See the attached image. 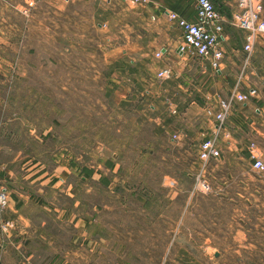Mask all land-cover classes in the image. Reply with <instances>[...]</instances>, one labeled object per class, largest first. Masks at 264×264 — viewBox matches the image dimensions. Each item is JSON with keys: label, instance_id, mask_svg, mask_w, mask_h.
Returning a JSON list of instances; mask_svg holds the SVG:
<instances>
[{"label": "rangeland", "instance_id": "374dc122", "mask_svg": "<svg viewBox=\"0 0 264 264\" xmlns=\"http://www.w3.org/2000/svg\"><path fill=\"white\" fill-rule=\"evenodd\" d=\"M17 8L0 0V176L50 239L32 246L36 264H264V175L230 151L200 165L198 144L154 122L144 87L120 101L119 77L98 56L92 79L88 22L43 20L39 3L26 21L29 7ZM47 73L64 78L63 90L25 86ZM132 73L146 87L161 81ZM255 154L264 162L263 149ZM126 243L127 262L116 254Z\"/></svg>", "mask_w": 264, "mask_h": 264}, {"label": "crops", "instance_id": "0c3cea01", "mask_svg": "<svg viewBox=\"0 0 264 264\" xmlns=\"http://www.w3.org/2000/svg\"><path fill=\"white\" fill-rule=\"evenodd\" d=\"M210 1L220 14L223 26V59L215 71L206 62L186 57L177 51L181 42L180 30L161 13L171 10L191 20L194 11L190 0H145L143 4H127L123 0H9V4L19 9L25 7L24 10L29 7V11L22 12L26 21L27 17L29 20L32 18L30 9L39 3L48 8L42 14L43 20H49L48 15H55L63 24L70 19L66 17L72 14V21L79 19L83 25L88 22L89 28H92L90 31L95 35H88V50L84 45L82 49L88 55L87 70L92 71V79L96 78L98 56L104 68L110 71V78L116 74L119 77L121 85L116 88L123 91L119 95L120 101L132 84L144 87L150 93L156 103L153 105V120L162 128L163 134L169 137L174 135L180 144L189 140L196 145L205 139H215L221 154L230 151L236 161L243 159L250 166L247 145L253 143L255 149L264 151V36L256 38L248 60L244 61L241 50L243 32L230 24V14L236 0ZM260 16L264 19V0ZM79 36L84 39V32L81 31ZM157 51L160 55L154 57ZM160 67H168L170 76L158 83L154 81L146 87L141 83L144 82L142 75L133 77V70L149 72L147 75H150ZM128 77L135 81L127 83ZM24 82L25 86H52L55 83L57 87L62 86V90L65 85L63 77L53 79L48 73L44 77L42 75L39 83L29 77H25ZM248 88H253L256 94L245 103L232 98L235 91L246 93ZM112 93L116 95L117 90H112ZM220 100L230 101V111L222 128L216 129L212 113ZM7 189L8 204L5 211L0 213V220L3 217L12 219L14 228L10 233L11 238H3L0 243V264L11 261L21 264L23 259L36 264L38 258L32 246L40 244L42 247L50 239L43 236V224L32 221L31 214L24 211L22 197ZM146 225L157 228L156 223ZM146 225L136 223L137 229H143L141 226ZM84 230L79 227V231L84 233ZM34 232L39 236L35 240ZM202 240L208 242L209 239L202 235ZM87 244L90 253L98 252L95 236L92 239L88 237ZM120 246L116 254L120 255V261L127 262L128 243ZM41 256L43 258V252Z\"/></svg>", "mask_w": 264, "mask_h": 264}, {"label": "built area", "instance_id": "2783aa9c", "mask_svg": "<svg viewBox=\"0 0 264 264\" xmlns=\"http://www.w3.org/2000/svg\"><path fill=\"white\" fill-rule=\"evenodd\" d=\"M129 4H143L145 0H123ZM193 6V18L191 20L182 18L176 12L164 10L161 13L166 19L180 30L181 42L177 51L186 57H193L206 62L213 71L218 70L223 59L221 42L223 40L222 18L214 8L210 0H190ZM262 0H236V5L230 14V24L243 32L241 50L244 53V61H247L252 52L253 44L258 36H264V19L260 16ZM152 18V17H151ZM160 52L154 53L158 57ZM170 76L168 67H160L155 72L158 80ZM253 88H248L246 93L235 91L232 98L237 102L245 103L255 95ZM230 111V101L220 100L216 110L212 113L216 123V129H221ZM216 132H218L216 130ZM174 138V135H172ZM219 148L215 139H205L199 142L197 149V160L204 165L209 159L219 157ZM247 157L250 167L264 175V162L255 154L253 143L247 146ZM9 190L0 176V213L7 208ZM14 222L9 218L0 220V231L11 232ZM1 243V242H0ZM21 264H32L26 259Z\"/></svg>", "mask_w": 264, "mask_h": 264}, {"label": "trees", "instance_id": "16d2710c", "mask_svg": "<svg viewBox=\"0 0 264 264\" xmlns=\"http://www.w3.org/2000/svg\"><path fill=\"white\" fill-rule=\"evenodd\" d=\"M84 172H85L86 175H88L90 171L87 170V169H84Z\"/></svg>", "mask_w": 264, "mask_h": 264}]
</instances>
